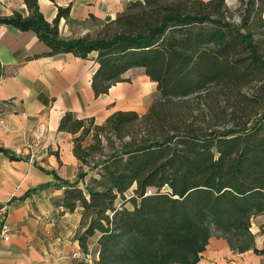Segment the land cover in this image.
<instances>
[{"label": "trees", "instance_id": "obj_1", "mask_svg": "<svg viewBox=\"0 0 264 264\" xmlns=\"http://www.w3.org/2000/svg\"><path fill=\"white\" fill-rule=\"evenodd\" d=\"M23 1L28 16L0 26L34 32L47 56L95 53L97 97L135 68L156 84L143 115L117 111L96 125L66 112L60 121L81 168L89 151L102 154L99 134L111 148L98 178L66 184L60 201L82 209L81 251L97 237L94 264H197L217 237L234 253L264 255L251 232L264 214V0H237L238 21L225 0H134L96 35L70 40L58 31L69 8L49 23L37 0ZM91 131L95 144L84 148Z\"/></svg>", "mask_w": 264, "mask_h": 264}, {"label": "crops", "instance_id": "obj_2", "mask_svg": "<svg viewBox=\"0 0 264 264\" xmlns=\"http://www.w3.org/2000/svg\"><path fill=\"white\" fill-rule=\"evenodd\" d=\"M132 0H37L39 12L51 23L58 8L59 36L83 37L124 13ZM134 1V0H133ZM28 16L23 0H0V17ZM96 30V31H97ZM49 48L32 31L0 26V206H6L12 229L9 242L0 244V264H94L97 237L81 251L77 237L84 231L82 209L60 205L66 184L79 181L81 163L73 153V135L59 131L62 117L93 119L102 125L117 111L146 112L156 84L140 68L125 74L129 82L96 96L91 87L97 69L91 53L81 59L72 53L47 56ZM141 71V72H140ZM96 96V97H95ZM11 156V157H10ZM86 177V176H85ZM85 180V179H84ZM255 247L264 243V214L251 222ZM197 264H264L252 250L232 252L225 240L209 239Z\"/></svg>", "mask_w": 264, "mask_h": 264}, {"label": "rangeland", "instance_id": "obj_3", "mask_svg": "<svg viewBox=\"0 0 264 264\" xmlns=\"http://www.w3.org/2000/svg\"><path fill=\"white\" fill-rule=\"evenodd\" d=\"M225 2H226L228 9L233 12V18L235 20H237V17H239L238 11H237L239 5H238L237 0H225ZM96 30L89 33V35H91V36L96 35L101 30V28H99L97 31ZM74 39H76V38H74ZM153 97H154L153 98V101H154L155 98L158 97V94L155 93V95ZM91 129H93V128L91 127ZM93 136H94V133L91 131V132H89V134L85 135L82 138L81 144L84 148H86L88 146H92V144H95ZM106 137H107V135H105L104 133L99 134L97 137L101 142L100 146L102 148V154H104V155H102L100 152H96V151L90 152L89 151L88 152L89 154L84 159V162H83L84 167H82L80 171L86 173V177H84L82 179V181L86 182L87 184H90L89 181L92 177L98 178L97 174H98V170L100 169L101 161L104 159V157H107L111 153L110 144L107 143ZM118 144H119L118 141L114 142L115 146H117ZM96 148H98V146ZM83 188H85V187H83Z\"/></svg>", "mask_w": 264, "mask_h": 264}, {"label": "built area", "instance_id": "obj_4", "mask_svg": "<svg viewBox=\"0 0 264 264\" xmlns=\"http://www.w3.org/2000/svg\"><path fill=\"white\" fill-rule=\"evenodd\" d=\"M12 229L7 221L6 206H0V244L9 242Z\"/></svg>", "mask_w": 264, "mask_h": 264}, {"label": "clouds", "instance_id": "obj_5", "mask_svg": "<svg viewBox=\"0 0 264 264\" xmlns=\"http://www.w3.org/2000/svg\"><path fill=\"white\" fill-rule=\"evenodd\" d=\"M239 20V18L237 17V21Z\"/></svg>", "mask_w": 264, "mask_h": 264}]
</instances>
